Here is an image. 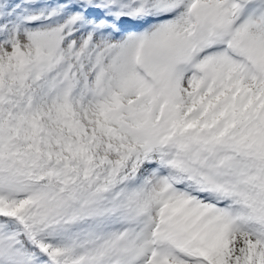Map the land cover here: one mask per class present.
<instances>
[{"label":"snow or ice","instance_id":"1","mask_svg":"<svg viewBox=\"0 0 264 264\" xmlns=\"http://www.w3.org/2000/svg\"><path fill=\"white\" fill-rule=\"evenodd\" d=\"M0 264H264V0H0Z\"/></svg>","mask_w":264,"mask_h":264}]
</instances>
